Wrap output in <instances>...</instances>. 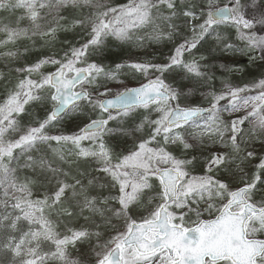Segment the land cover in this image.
Returning a JSON list of instances; mask_svg holds the SVG:
<instances>
[{"label":"snow or ice","instance_id":"1","mask_svg":"<svg viewBox=\"0 0 264 264\" xmlns=\"http://www.w3.org/2000/svg\"><path fill=\"white\" fill-rule=\"evenodd\" d=\"M230 5L0 0V48H16L0 55L53 50L15 68L24 78L0 102V264H264V78L243 86L224 78L217 91L215 69H231L213 55L264 62V34L254 30L264 29V12L248 19L242 0ZM226 22L232 34L221 30ZM85 25L84 42L65 40L57 58L59 34ZM112 42L144 51L108 68ZM46 65L55 71L45 74ZM125 70L147 83L102 98L113 90L99 81L123 83ZM197 96L209 106L193 104ZM30 102L44 114L22 130ZM57 159L94 161L102 175L66 171Z\"/></svg>","mask_w":264,"mask_h":264},{"label":"trees","instance_id":"2","mask_svg":"<svg viewBox=\"0 0 264 264\" xmlns=\"http://www.w3.org/2000/svg\"><path fill=\"white\" fill-rule=\"evenodd\" d=\"M128 2L129 0H106V3L113 5V6L127 4ZM3 20H4V14L0 13V22H3ZM89 28H90V25H85L84 27L78 26L76 29L70 32H61L59 34V40L57 42L58 47L56 50L59 53L57 58H59V56H62L63 52L66 51L69 47V44L64 43L65 40L70 41L71 44L73 45L79 46L80 43L84 42V39L86 38L87 31L89 30ZM116 43L117 42L110 43L105 53L107 58L104 60V64L108 68H113L115 66V63L130 62V60H127V55L129 54V50L135 48L132 45H125L123 47H117ZM28 45H29V42L21 41L16 47H18L19 50L23 52V47L28 46ZM150 47L153 49H156L158 47H163V45H160V46L150 45ZM7 50H16V48H10V49L0 48V51L2 52L7 51ZM166 50L167 49L165 48V51ZM52 51L53 50H50L47 48H41L39 44H37V46L33 48V50L30 53L26 54V57L21 56V58L16 59V60L6 59L2 55H0V73H4L8 77L7 80L0 79V102L4 100L6 96L5 92L10 89V86L12 84L11 82L14 81V77L18 74L17 72L14 71L15 68L27 67L29 64L35 63L37 58H43L45 55H51ZM143 58L150 59L151 57H143ZM96 59H97L96 56L93 55L91 56L89 62L95 61ZM41 71L45 73H48L50 71H55V66L46 65L42 68ZM125 71H126V74L120 77V79L125 81V84H124L125 87H121V88L116 87L115 89V86H118L119 83L105 82L102 79L99 82L102 84V87L108 83L111 86L110 89H112L114 92L123 91L125 88H134L143 83H147V80L143 79L142 76H139V74H133L131 71H128V70H125ZM20 76L24 77V74L20 73ZM182 103L185 104V103H188V101H184ZM28 108H31V112L27 114V119H24V118L20 119V125H21L22 130L26 129L29 126H35V119L43 116V112L41 111V109L34 107L32 103H29L26 109ZM114 125H115L114 121L110 122L109 124L110 127ZM52 131L53 129H51V132ZM11 134H16L15 136H17L18 133H11ZM48 157L49 159H55L50 150L48 151ZM70 157L71 156H68V158ZM56 163H59L60 166L63 168H65V166L67 167L70 166L69 164H64L62 162H59L58 159L56 160ZM77 163L82 164L83 167L86 166L90 173H93V170L96 169V167H94L96 164H94L93 162L84 161V163H81V162H77ZM20 174L24 175L26 173L24 171H21ZM38 189H39V185L33 188L34 197L39 195ZM42 247L44 248V250H48L49 246L47 244H44L42 245ZM74 258H75V254H74ZM48 263L55 264V262L51 260Z\"/></svg>","mask_w":264,"mask_h":264},{"label":"rangeland","instance_id":"3","mask_svg":"<svg viewBox=\"0 0 264 264\" xmlns=\"http://www.w3.org/2000/svg\"><path fill=\"white\" fill-rule=\"evenodd\" d=\"M215 3H216V6L217 7H221V5H223V4H226V5L231 6L230 5V0H222V1L215 0ZM242 4L244 5V9L243 10H244L245 17L248 18V19H252V17L254 15H259L261 12H264V0H259L258 6L255 7V8H253L251 6L252 0H242ZM229 25H230V22H227V23L224 24V26H226V28L229 29V30H231L232 33H233L234 30ZM221 30H223V28H221ZM254 30L257 31L258 33L264 34V29H262L259 25H257ZM0 38H2V37H0ZM141 51H144V50L137 49L136 47L133 48V49H131V50H129V54L127 55V60H130V61L131 60H133V61L137 60L138 59V55L137 54L139 52H141ZM0 52H2V51H0ZM142 59H144V58L142 57ZM157 59H158V56H157ZM228 59H229V63L227 64V66L231 70L225 72L222 69V72L219 73L220 74V76H218L219 82L216 83V84H214L217 91L220 90V88H221V81L224 78H227L231 83H233L235 85H240V86H243L245 84H250V83H252L254 81H258L259 79L264 78V62L256 61L255 63H253L249 59V56L246 55V54H244V53H242V52H238L236 54H231L230 53V54H227L226 56L218 57L219 63H223V61H227ZM79 66H81V65H77V67H79ZM219 70L220 69L217 68L216 71L218 72ZM23 78L24 77L20 76V73H18L14 77V81L11 82L12 84H11L9 90H11L18 83V81L20 79H23ZM31 78L36 79V78H38V76H37V74H33V76ZM142 78L145 79V80H147L144 77H142ZM124 84H125V81L123 83H119L118 86H115V89H116V87L117 88L125 87ZM104 86H106L108 88H111V86L108 83L105 84ZM9 90H7V91H9ZM89 90H91V89H89ZM101 90H103V87L101 88ZM7 91L5 92V94L7 93ZM115 93L116 92H114V91L112 92L113 95H115ZM46 94L47 93L45 92V95ZM112 94H110V96ZM252 94H255V93H252ZM93 95H96V93L93 92ZM102 98H107V97H102ZM196 99H197V101L196 100H192L191 102L193 104H195V105H198V106H199V104H197V103H200V105L205 104L204 106L208 105L207 100L204 99L203 96H197ZM224 103H225V101H221V104L222 105ZM27 106L28 105H26L25 107H27ZM48 107L50 108L51 107V104H49ZM242 114L243 113H235V114L225 113L224 116H225V118H235V116L242 115ZM155 116H156V114L153 113V118H155ZM85 118H87V117H85ZM244 126L247 127V122L245 123ZM65 129H66V131H73L74 130V129H68L66 126H65ZM56 131H57V129H53L52 132L55 133ZM15 135L16 134H10V136L8 138L9 139L18 138L19 133L17 134V136H15ZM83 144H84V146H88L89 145V142L88 141H84ZM258 151H259V148H258ZM72 159H73V157L68 158L69 161H71ZM77 162L84 163V160L81 159V160H79ZM77 162L75 164H71L68 167L65 166L64 169L66 171H68L70 168L72 170H75V168L78 165L81 166V168H83V165L80 164V163H77ZM91 162H93L94 164H96L94 161H91ZM94 167H98V165L96 164ZM249 168L254 170L255 169V163H253L252 165H249ZM92 174L93 175H102L100 173H96L95 170H93V173ZM194 174H196V175H202L203 172L200 169H197ZM104 191L107 192V189H105ZM113 194H115V190H113ZM217 203H219V202H217ZM201 207L202 208H205L206 205L205 204H202ZM216 214H217L216 212H213L211 215H209L207 212H205L204 215L201 218L202 219H211ZM48 264H50V263H48Z\"/></svg>","mask_w":264,"mask_h":264},{"label":"bare ground","instance_id":"4","mask_svg":"<svg viewBox=\"0 0 264 264\" xmlns=\"http://www.w3.org/2000/svg\"><path fill=\"white\" fill-rule=\"evenodd\" d=\"M229 54H230V53H229ZM225 63L228 64V63H229V59H228L227 61H225Z\"/></svg>","mask_w":264,"mask_h":264}]
</instances>
